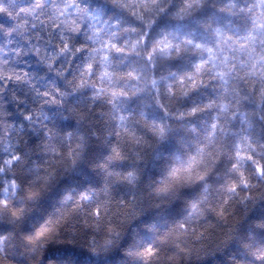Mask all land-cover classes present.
<instances>
[{
	"label": "clouds",
	"instance_id": "1",
	"mask_svg": "<svg viewBox=\"0 0 264 264\" xmlns=\"http://www.w3.org/2000/svg\"><path fill=\"white\" fill-rule=\"evenodd\" d=\"M0 264H264V0H0Z\"/></svg>",
	"mask_w": 264,
	"mask_h": 264
}]
</instances>
